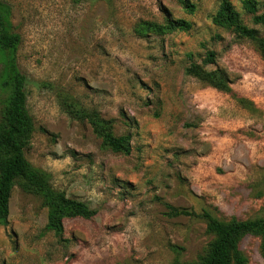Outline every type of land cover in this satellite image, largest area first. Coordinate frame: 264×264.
<instances>
[{
	"label": "rangeland",
	"instance_id": "1",
	"mask_svg": "<svg viewBox=\"0 0 264 264\" xmlns=\"http://www.w3.org/2000/svg\"><path fill=\"white\" fill-rule=\"evenodd\" d=\"M192 1L193 13L178 0H0L6 27L20 35L15 57L35 120L25 155L96 211L65 219L58 236L46 227L42 198L16 184L0 224V264L192 262L213 238L203 211L224 220L264 215V58L251 40L213 23L221 0ZM231 2L264 34L242 0ZM166 18L191 28L136 32ZM210 51L207 67L221 69L255 109L186 74ZM7 59L0 47V117L11 93ZM68 98L112 118L116 135L131 133V153L106 148L67 111ZM168 205L196 214L171 216ZM260 244L243 239L249 264H264Z\"/></svg>",
	"mask_w": 264,
	"mask_h": 264
},
{
	"label": "trees",
	"instance_id": "2",
	"mask_svg": "<svg viewBox=\"0 0 264 264\" xmlns=\"http://www.w3.org/2000/svg\"><path fill=\"white\" fill-rule=\"evenodd\" d=\"M184 8L193 13L197 4L192 0H178ZM247 13L252 14L255 24L264 25V13L257 14V0H242ZM5 18L0 10V47L8 52L4 80L10 85L11 93L0 117V224L8 223L10 199L13 187L18 184L24 191L39 195L48 209L46 227L63 236L64 221L68 218H92L96 211L87 202L67 196L65 191L55 188L47 171L35 167L26 157L25 149L30 144L35 131V120L28 106L27 77L17 65L15 51L20 42V35L11 32L5 25ZM215 25L230 30L238 37L251 40L264 58V34L243 21L241 13L231 0H221L217 11L212 16ZM141 23L136 27L140 36L149 33L165 35L175 30H189L191 22L183 18H166L161 24ZM215 54L210 51L202 64L191 62L186 68L187 75L206 81L211 86L231 94L239 104L248 109H255V103L239 95L231 86L227 75L221 70L211 71L207 66L214 63ZM69 98L65 100L67 111L79 119L87 120L93 131L102 140V144L116 152L129 155L132 151V135H116L113 119L104 117L95 108L79 106ZM171 216L193 215L187 208L168 205ZM206 220V229L213 235L205 251L192 262L175 260L172 264H249V259L241 247L243 239L257 236L261 239V251L264 256V215L239 219L224 220L210 211L199 214Z\"/></svg>",
	"mask_w": 264,
	"mask_h": 264
}]
</instances>
